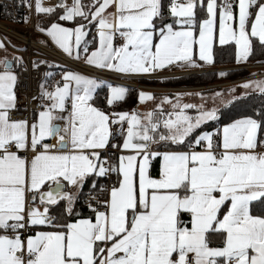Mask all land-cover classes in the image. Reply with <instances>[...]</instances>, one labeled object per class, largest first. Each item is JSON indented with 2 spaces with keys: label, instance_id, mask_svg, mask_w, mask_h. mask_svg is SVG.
Wrapping results in <instances>:
<instances>
[{
  "label": "snow or ice",
  "instance_id": "snow-or-ice-1",
  "mask_svg": "<svg viewBox=\"0 0 264 264\" xmlns=\"http://www.w3.org/2000/svg\"><path fill=\"white\" fill-rule=\"evenodd\" d=\"M9 7L34 12L40 36L32 55L0 36V264H264V104L232 116L221 91L210 107L202 92L186 102L100 75L166 82L264 55V0H13L14 19ZM30 73L36 107L17 116ZM242 87L264 99V80Z\"/></svg>",
  "mask_w": 264,
  "mask_h": 264
},
{
  "label": "built area",
  "instance_id": "built-area-1",
  "mask_svg": "<svg viewBox=\"0 0 264 264\" xmlns=\"http://www.w3.org/2000/svg\"><path fill=\"white\" fill-rule=\"evenodd\" d=\"M13 0H0V36H7L9 39L14 41L17 45L25 46L28 49V55H32L37 45L35 41L39 33L32 30V23L35 22L37 16L34 12L29 13L27 8H13L9 7L7 10L11 12L12 17L6 18L4 15L5 5H11ZM45 5L57 3L58 0H43ZM19 3V0H16ZM23 15H31V21L25 24L20 21V17ZM45 38V37H40ZM12 51L11 49H9ZM50 60L57 63L70 64L71 62L60 53L58 50L44 49ZM20 54V53H17ZM35 58V57H33ZM75 67V65H72ZM106 80H109L117 84H129L121 78L114 75L100 74ZM38 89V76L35 73L27 74L22 81V86L19 88L18 104L21 106V111L18 112L17 116L31 115V110L36 107V102L31 100V96L37 92ZM27 106L28 111H23V108Z\"/></svg>",
  "mask_w": 264,
  "mask_h": 264
},
{
  "label": "crops",
  "instance_id": "crops-1",
  "mask_svg": "<svg viewBox=\"0 0 264 264\" xmlns=\"http://www.w3.org/2000/svg\"><path fill=\"white\" fill-rule=\"evenodd\" d=\"M41 20L43 22H47V17H41ZM9 52L11 53V51L9 50ZM17 54V53H16ZM19 55V54H17ZM238 69H246V75L240 78H237L236 80H231L230 82L232 84H237V85H229L230 87L227 88V90H229V94L228 95H224V99H230L231 95V90L235 89V94L238 95L239 97L248 95L250 93H253V91L251 89L249 90H245L243 89L242 86H240V84H244L245 82H249V81H260V80H264V63H255L250 61H247L245 63H241V64H237L236 62L233 64H228L225 66H217L214 65L213 66H205L203 69H190V70H186V71H181V70H177V69H172L170 71L166 70L162 73L159 74L161 80L166 79V77H174V76H181V75H185V74H191V73H203V72H209V71H219V70H224V71H229V70H238ZM219 79L224 80L226 78H221L219 77ZM126 82H129V84H118V85H128L134 89H139V90H144V91H149V92H153L155 93L157 96H161L164 94H177V93H187V92H199V91H203V89L205 87H191V88H176L178 90H171V91H164L163 89L160 91L159 89H155V90H150V89H146L145 86L148 85H152L151 83H157V84H164V82H160L159 80L156 79H147V80H142V81H136V80H125L122 79ZM153 80H156V82H152ZM117 84V83H114ZM165 88V87H164ZM106 91V89H105ZM258 92V90L256 91ZM134 95V94H133ZM237 96V97H238ZM192 98V97H188L185 96V100L186 101H191L192 99H196ZM229 103V102H227ZM231 103V102H230ZM132 103L130 101L129 105L124 108V109H130L132 107ZM140 109V111H144V106L142 105H137ZM149 107H151V105H149Z\"/></svg>",
  "mask_w": 264,
  "mask_h": 264
},
{
  "label": "trees",
  "instance_id": "trees-1",
  "mask_svg": "<svg viewBox=\"0 0 264 264\" xmlns=\"http://www.w3.org/2000/svg\"><path fill=\"white\" fill-rule=\"evenodd\" d=\"M250 61L255 63H264V55L260 54L259 49H256L255 53L250 57ZM234 56L223 55L218 56L215 65L217 66H225L228 64H233ZM228 74L227 76L231 79L240 78L246 75V69H238V70H229L226 71ZM219 76L217 75V71H209L203 73H191L181 76H174V77H166L163 79L164 84L167 85H176V86H204L210 83H214L218 80ZM152 82H156L153 80ZM104 96V92H100V98L102 99ZM241 100L247 101L246 104H241L239 100H233L228 106L222 108L221 112H226L229 115L235 116L236 113L241 111H255L259 112V109L262 104H264V99L261 98L259 92H253L248 95L239 97ZM131 101V100H130ZM129 101V103H130ZM232 104H236V108H232ZM129 104L123 105V108H126ZM252 105H255V108H252ZM222 119H226L222 117Z\"/></svg>",
  "mask_w": 264,
  "mask_h": 264
},
{
  "label": "rangeland",
  "instance_id": "rangeland-1",
  "mask_svg": "<svg viewBox=\"0 0 264 264\" xmlns=\"http://www.w3.org/2000/svg\"><path fill=\"white\" fill-rule=\"evenodd\" d=\"M186 75V74H185ZM226 79L221 80L218 78V80L214 83H210L208 85H204V86H200V87H205L203 89V91H199L205 94V96L208 98V105L210 107L212 106H218L219 105V101L216 102V104H213L212 100H211V94L215 91H221L224 93V95H228L229 94V90H227L228 87H230L229 85H237V84H232L230 81L231 80H236V79H231L228 76L224 77ZM152 85H148L145 86L146 89H150V90H155V89H159L160 91L163 89L164 91H171V90H178L176 88H191V87H199V86H176V85H167V84H157V83H151ZM243 84H240V86H242ZM165 87V88H164ZM189 93H193V92H187L184 93L186 94V96H188L187 94ZM196 93V92H194ZM236 95V94H235ZM238 96V95H236ZM189 97V96H188ZM239 97V96H238ZM234 99H232V96L230 97V99H224V103L223 105H220V110L226 106H228L230 104V102H232ZM186 102H196L199 103V97H197L196 99H192L191 101H186ZM229 102V103H227Z\"/></svg>",
  "mask_w": 264,
  "mask_h": 264
}]
</instances>
